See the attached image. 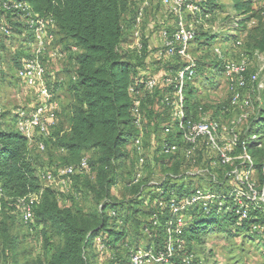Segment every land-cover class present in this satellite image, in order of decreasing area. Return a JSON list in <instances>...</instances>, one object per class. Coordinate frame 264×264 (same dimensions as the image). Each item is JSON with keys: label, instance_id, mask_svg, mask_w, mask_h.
Masks as SVG:
<instances>
[{"label": "trees", "instance_id": "obj_1", "mask_svg": "<svg viewBox=\"0 0 264 264\" xmlns=\"http://www.w3.org/2000/svg\"><path fill=\"white\" fill-rule=\"evenodd\" d=\"M13 2L26 4L28 10L25 13L20 10L6 11L0 8V16H7L12 22L9 25L6 24L11 31V36L0 35V44L5 39L20 36L25 39L28 35L27 43H19V48L23 49L26 46L31 48L33 44L31 20L35 16L52 18L56 29L51 47L58 49L62 57L54 61L45 58L46 73L49 74L47 70L49 65L67 60L68 65L62 68L61 73L64 76L68 73V78L66 77L65 80L61 77L52 82L47 79L48 85L57 101L58 90H62L64 86L67 87L71 98V103L67 106L70 113L67 130L60 126V109L58 125L45 139L36 137L33 141H29L16 130L15 112L17 109L11 113L14 119V129L0 128V203L2 210L4 212L20 211L17 204L19 198L31 195L40 196L39 203L33 210V218L28 224L31 226L30 229L38 231L43 239L44 252L43 256L37 258L32 264H90L89 256L94 250L101 254L108 252L111 264H119L116 256L119 251H123L130 260L131 254L139 249L133 248L126 241L128 220L134 222L139 220L141 223L143 221L141 219H144L147 222L141 225L142 233L148 235L156 233L159 238H164L167 242L168 235L164 223L169 219V213L167 210H161L159 201L162 198L166 199L172 190L181 196L190 194L198 188L192 189L190 186L189 189V182L198 176H191L187 173L206 168L210 161L204 150L197 152L195 156L197 162L194 165L186 159L182 152L183 144L180 135L175 129V118H166L167 115H165L167 112L173 113V108L166 99L171 100L173 97L175 85H166L162 79L165 74L175 77L178 71L187 66V63L179 57L169 58L161 55L162 48L159 47L151 56L149 43L144 42L141 31L139 33L142 47L140 50L133 47L134 33L139 29L140 22L142 24V20L152 10V6L157 12L159 9L157 4L163 5L159 0H151L138 21L139 5L135 0H0V5ZM232 3L236 18L224 27L221 26L222 32H210L205 24L211 22L217 12V8L214 7L215 2L204 0L200 4L201 12L198 15L200 23L197 25L196 37L190 49L196 43L212 47L219 41L220 47L223 46L228 52L233 51L228 54L230 58H232L230 54H234L236 44L240 46L244 57H251L256 52L264 53V3L254 4L252 0H232ZM169 16L174 19L173 23L176 25L174 16L171 14ZM153 25L159 29L160 39L163 28L171 32L175 29V25L170 27L165 24L166 27H162L163 24L161 25L156 17H154ZM229 57L226 59L222 52L219 57L216 53L218 60L216 65L203 64L204 66H200L197 59L193 57L196 62V76L187 81L183 90L186 118L197 121L206 117L204 108L196 107L198 86L208 88L210 81L207 77L204 79L206 84H199V74L204 75L207 72L211 77H224V63L229 60L234 61ZM178 61L183 62L184 67L175 70L174 62ZM151 78L158 79L159 83L149 92L144 90V87ZM224 79L226 80L225 77ZM131 87L144 94L140 108L145 119L142 131L143 147L145 132L149 126L159 127L162 130L161 142L157 145L153 144L151 151L153 153L156 151L159 155L156 160L158 164L165 162L166 159L169 163L165 168L163 179L158 183H150L155 192L153 200L155 208L146 215L139 214L136 210L132 211L133 206H129L131 201L118 202L110 197L112 187L117 185L116 173L119 163L127 157L130 145L132 149L130 151L136 155L138 163V155L132 146V141L140 135V131L134 124L131 112L133 105V99L129 93ZM229 95L228 108L235 110L230 103V91ZM253 100L257 114L255 118H248L251 123L247 132L241 135V142H246L248 145L256 169L260 172L257 178L260 181L264 160V156L261 157L264 151L262 148L264 91L260 94V101L256 99V95L253 96ZM3 113H5L4 109ZM211 119L222 122L231 120ZM261 124L263 127L259 129ZM166 129H171V133L166 134ZM252 134L258 136V141L249 143L248 136ZM39 141H43L45 145L43 152L38 150ZM165 143H175L178 149L174 153L165 154L163 152ZM258 143L261 147H258ZM47 149L62 152L65 163L59 167L77 165L83 158H87V154L93 155L92 159L87 158L88 168L82 174L91 175L93 172L95 175V183L88 186V190L99 202L98 211L84 213L77 207H61L58 194L61 190L43 187L41 176L52 169L39 164L38 160L36 161V155L45 153ZM241 152L239 148L235 155ZM143 156L145 158V155ZM203 156L207 158V161L202 166ZM173 163L175 166H172ZM170 168H175V170L170 171ZM221 168L224 171L231 169V167L220 166L210 171L222 179L224 174L222 173L221 176L217 174ZM135 171L136 169L124 186L134 193L132 203L143 200L142 191L143 187H146L145 175L138 183L133 184ZM210 186L209 189L216 193L225 192L228 189L213 184ZM154 215L157 217L154 218ZM156 219L159 223L154 225ZM225 226L264 236V214L259 210H253L247 220H239L234 211L225 213L212 211L206 214L196 208L192 209L186 215V226L181 236L183 244L180 247L176 246L175 255L169 259L168 264H202L192 250L193 244H199L204 236L222 232ZM52 236L61 238L63 242L61 247L54 252L50 245ZM98 238L101 239L100 244L97 242ZM15 245L16 239L8 231L6 223L1 221L0 258L2 264L6 262L8 256H13ZM160 251L162 250L153 252L157 254ZM185 257H191L188 263H183Z\"/></svg>", "mask_w": 264, "mask_h": 264}, {"label": "built area", "instance_id": "obj_2", "mask_svg": "<svg viewBox=\"0 0 264 264\" xmlns=\"http://www.w3.org/2000/svg\"><path fill=\"white\" fill-rule=\"evenodd\" d=\"M135 1L139 5V21L151 0ZM159 1L167 8L168 13L176 19L173 32L167 28H163L161 31L162 50L160 54L169 58L179 57L187 63V66L178 71L175 77L165 74L162 79L166 85H175L173 97L171 100H166L173 108L175 129L183 144L182 152L193 165L197 162L195 156L199 150H204L210 161L206 168L187 174L191 176H205L207 174L211 184L228 189L225 192L216 193L210 189L198 187L190 194L181 196L172 190L166 199L162 198L159 201L161 210H167L169 213V219L164 223L168 235L166 250L157 254L150 250H136L131 254V264H168L169 259L175 255L176 246L180 247L183 244L181 236L186 226V215L192 209L196 208L206 214H210L212 211L218 213L234 211L239 220H247L253 210H259L264 214V160L261 167V180L252 178V172L256 167L255 161L246 142H241V135L245 134L243 123L248 120L249 110L254 109L253 96L256 95V99L260 101V94L264 91V84L260 81V75L264 72V53L256 52L253 55L261 62V66L256 70L252 69V63L244 56L239 61H226L223 65V75L228 82L231 93V106L240 111L238 118H233L227 122L208 117H202L197 121L186 118L183 90L187 81L196 76V62L190 54V46L196 37L197 25L200 23V18H198L201 12L200 4L204 0H198L196 3L191 2V0ZM0 8L6 11L20 10L25 13L28 10L26 4L19 2L4 3L0 5ZM31 27L33 44L30 55L17 69L16 77L26 89L32 91L35 107L33 110L19 108L15 112L16 130L29 141H33L36 137L39 139L48 138L58 125L60 106L48 85L45 58L54 61L62 57L58 49L51 47L56 29L52 18L35 16L31 20ZM0 35L11 36V31L1 23ZM133 47L139 50L142 47L138 30L134 33ZM217 52L218 56L221 57V52L219 50ZM3 71L4 64L0 57V73ZM158 83V79L151 78L146 82L144 90L150 92ZM129 93L133 99L131 112L134 124L140 131V135L132 141V146L138 155L133 179V184H136L143 178L145 169L142 138L145 119L140 110L144 94L132 87L129 89ZM2 112L0 103V115ZM171 131V129H166L165 133L168 134ZM254 141H258L257 135L248 136L249 143ZM37 147L41 152L45 150L43 141H39ZM258 147H261L260 143H258ZM239 148L242 152L236 156L235 152ZM177 149L178 146L175 143L163 144L165 154L174 153ZM220 166L231 167L224 173L222 179L210 171ZM87 168L88 159L83 158L77 165L57 167L47 171L41 176L43 187L62 190L67 186V179L82 174ZM39 197V195H31L18 199L17 204L25 222L28 223L32 220L33 210L39 203ZM156 217L154 215V218ZM158 223L159 220L156 219L154 225ZM97 242L100 244L101 239L98 238ZM190 259L191 257H185L183 263H188Z\"/></svg>", "mask_w": 264, "mask_h": 264}, {"label": "rangeland", "instance_id": "obj_3", "mask_svg": "<svg viewBox=\"0 0 264 264\" xmlns=\"http://www.w3.org/2000/svg\"><path fill=\"white\" fill-rule=\"evenodd\" d=\"M209 1L215 2L214 7L217 8V12L211 19V22L205 23L208 26L207 30L210 32H222L221 26L224 27L226 24H229L234 20V18H236V13L233 10L232 0ZM252 1H254V4L264 3V0ZM191 2L196 3L198 0H191ZM157 5V7H159L157 12L155 7L153 8L152 6V10L146 14L142 20V24L140 22V27L138 29L139 32L141 31L144 42L146 41L149 43L151 56L155 49L158 47L160 49L162 48V42L158 33L159 29L155 28V25H153L154 17L158 19L161 25L163 24L162 27H166L165 24L168 26L170 25V27L175 25V23H173L174 19L169 16L167 9L163 6H160V4ZM10 22L11 21L7 16H0L1 24L9 25ZM250 25H252V23ZM250 25H248V28H250ZM26 37H28V35H26ZM26 37L25 39H23L22 36L5 39L2 40L3 42L0 44V57L2 58L4 64V71L0 73V103L5 110V113L0 115V128L3 129H14V119L11 115L14 110L19 108L28 109V107H33L32 102L34 101L31 91L26 89L16 77L17 69L30 53V47L26 46L23 49L19 48V43H27ZM219 43L220 42L218 41L212 47L203 46L201 44L199 45L198 43L193 44L190 49L191 56L197 59V62H199L200 66L203 64L216 65L218 62L216 58V53H218L217 50L221 51L226 59L229 57V53H233V51L228 52L223 46L220 47L218 45ZM17 54L18 57L16 58ZM230 55L232 58L229 57V59L234 61L243 59L242 50L237 44L234 48V54ZM247 58L252 63L253 70H256L259 66H261V62L257 57L248 56ZM174 63L175 70H179L180 68L184 67L183 62L181 63L178 61ZM67 65V60L65 62L58 61L53 65H49L47 67L49 73L47 75V79L51 82L56 81L58 78L60 79L61 75H63V73H61L62 68L66 67ZM205 73L206 74L204 75L199 74V84H206V80L204 79L208 77L210 85L208 88H201L198 86V105H196V107L201 106L204 108L206 118H221L224 121L227 119L238 118L240 111L231 110L228 108L230 95L227 81L222 76L215 78L214 76L211 77L209 73ZM260 81L264 84V72L260 75ZM57 98L60 101L62 98H64V100L59 103L65 104V102H67L65 100V95L59 94ZM253 104H255L254 100ZM253 106L254 109L249 110V119L255 118L254 116L257 114V109H255L256 106ZM165 115H167L166 118H175L172 112H167ZM250 123L251 120L243 123L245 132H247V128L250 126ZM262 127L263 125L261 124L259 129ZM145 133L144 155L146 158V172L144 173V183H146V187H143L142 191V198L144 201L138 200L137 202L135 201L138 204L132 203L134 193L124 187L126 186L125 182L131 178L134 170L137 167V157L130 151L132 150L131 145L129 146V151H127V157L119 163L116 173L117 185L112 187L110 197L112 200H116L118 202L125 201L127 203L131 201L129 206H133L132 211L136 210V212L139 214L141 213L146 215L155 208V204L153 202L155 199V192L152 184L150 183H158L163 179L165 168L169 163H167L168 159H166L165 162L158 164L156 160L159 155L156 154V151L154 153L151 151L153 144L157 145L161 142L162 130L155 125H151ZM262 148L264 150V136ZM263 156L264 151L261 157L263 158ZM36 157V161L38 160L37 162H39V164H44V166H47L48 169L57 168L61 165H64L65 163L62 152L55 149H52L51 151L47 149L45 153H40L36 155ZM86 157L92 159L93 155L87 154ZM172 166H175L174 163ZM170 169V171L173 169L175 170V168ZM176 172L178 173V171ZM191 172L193 173L195 170H192ZM225 172L226 171L221 168L220 171H217V174L221 176L222 173L224 174ZM94 176V173L91 172V175L77 174L76 176L67 179V186L58 192L60 199L59 203L61 207H77L84 213L98 211L99 202L88 190V186L95 183ZM210 184L211 182L209 180V176L206 174L205 176H198V178H194L193 181H190L189 189L190 186L192 189L196 187L209 189L211 188ZM141 220H143L141 223L139 220H136L135 222L128 220L126 224L128 233L126 241L129 242L133 248L140 249L142 251H156L159 249L165 251L166 249L164 246H167L168 241L166 242L164 238H159V235L156 233L152 235L143 234L141 231V225L142 223L145 224L147 221L144 219ZM1 221L6 223L8 231L16 239L14 254L13 256H8V259L4 264H32L37 258L43 256V239L41 238L38 231H32L30 229V224L24 221L20 211L9 210L8 212H4L2 210V204L0 203V222ZM62 243L63 242L61 238L52 236L50 239V245L53 252L57 251L61 247ZM192 250L195 252L198 261L202 264H264V236L251 234L246 230L238 231L231 226H225V228L220 233H213L204 236L199 244H193ZM116 256L118 258L119 264H131L129 258L123 251H119ZM89 259L90 264H111V261H109L108 252L101 254L94 250L90 254ZM0 264H2L1 258Z\"/></svg>", "mask_w": 264, "mask_h": 264}, {"label": "crops", "instance_id": "obj_4", "mask_svg": "<svg viewBox=\"0 0 264 264\" xmlns=\"http://www.w3.org/2000/svg\"><path fill=\"white\" fill-rule=\"evenodd\" d=\"M156 54V53H155ZM61 77H63V78H65V80H66V77L68 78V73H66V75L64 76V74L63 75H61ZM201 87V86H200ZM31 91V90H30ZM31 94H32V91H31ZM58 95L59 94H62V95H65L66 96V101L67 102H65V104L64 103H59V106H60V114H59V118H60V126L64 129V130H67L68 128H69V116H70V113H69V111H68V109H67V106L71 103V98H70V95L68 94V92H67V87L66 86H64V88L62 89V90H58V93H57ZM33 98V97H32ZM64 100V98H62V100L60 101V100H58V102H62ZM33 101H34V99H33ZM31 103V102H30ZM29 103V104H30ZM32 106L33 107H31V108H29L28 107V110H33L34 109V107H35V102H32ZM27 109V108H26ZM202 162L203 163H201V165L203 166L204 165V163L207 161V158L206 157H204L203 156V158H202ZM206 164V163H205ZM259 175H260V172L256 169V167H255V169L253 170V172H252V178H254V179H257L258 177H259Z\"/></svg>", "mask_w": 264, "mask_h": 264}]
</instances>
